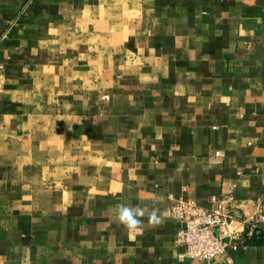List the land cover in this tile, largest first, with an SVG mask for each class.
Masks as SVG:
<instances>
[{"label": "crops", "instance_id": "crops-1", "mask_svg": "<svg viewBox=\"0 0 264 264\" xmlns=\"http://www.w3.org/2000/svg\"><path fill=\"white\" fill-rule=\"evenodd\" d=\"M169 194L264 216V0H0V264H205Z\"/></svg>", "mask_w": 264, "mask_h": 264}, {"label": "built area", "instance_id": "built-area-1", "mask_svg": "<svg viewBox=\"0 0 264 264\" xmlns=\"http://www.w3.org/2000/svg\"><path fill=\"white\" fill-rule=\"evenodd\" d=\"M215 156L223 157V153L216 151ZM168 199L170 216L177 224L176 245L182 247L190 259L205 264H213L229 248L245 245V236L255 233L264 221L259 200L253 202L257 212L249 216L244 210L249 201L232 195L217 200L218 205L213 209L172 194Z\"/></svg>", "mask_w": 264, "mask_h": 264}, {"label": "clouds", "instance_id": "clouds-1", "mask_svg": "<svg viewBox=\"0 0 264 264\" xmlns=\"http://www.w3.org/2000/svg\"><path fill=\"white\" fill-rule=\"evenodd\" d=\"M147 214V220L152 225L161 223V217L158 215V209L151 211L139 209L130 205H120L117 209V218L130 232H139L143 229V217Z\"/></svg>", "mask_w": 264, "mask_h": 264}]
</instances>
